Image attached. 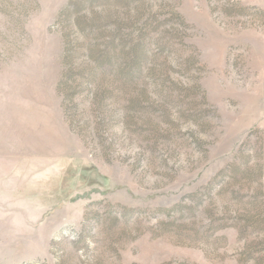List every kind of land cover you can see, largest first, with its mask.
I'll return each mask as SVG.
<instances>
[{"label": "rangeland", "instance_id": "374dc122", "mask_svg": "<svg viewBox=\"0 0 264 264\" xmlns=\"http://www.w3.org/2000/svg\"><path fill=\"white\" fill-rule=\"evenodd\" d=\"M0 264H264V0H0Z\"/></svg>", "mask_w": 264, "mask_h": 264}]
</instances>
